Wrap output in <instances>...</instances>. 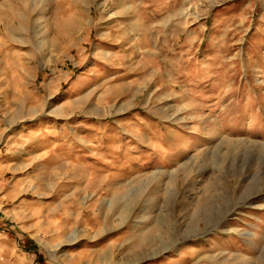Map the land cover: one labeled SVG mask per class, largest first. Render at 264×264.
Here are the masks:
<instances>
[{
	"label": "rangeland",
	"instance_id": "1",
	"mask_svg": "<svg viewBox=\"0 0 264 264\" xmlns=\"http://www.w3.org/2000/svg\"><path fill=\"white\" fill-rule=\"evenodd\" d=\"M0 264H264V0H0Z\"/></svg>",
	"mask_w": 264,
	"mask_h": 264
}]
</instances>
